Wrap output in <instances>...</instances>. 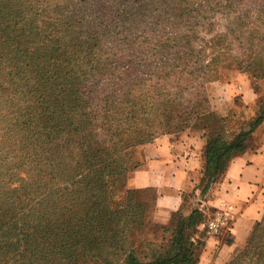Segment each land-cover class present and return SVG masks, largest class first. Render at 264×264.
<instances>
[{
  "label": "trees",
  "instance_id": "16d2710c",
  "mask_svg": "<svg viewBox=\"0 0 264 264\" xmlns=\"http://www.w3.org/2000/svg\"><path fill=\"white\" fill-rule=\"evenodd\" d=\"M235 1L216 0L213 6L221 8L215 10L209 8V0H181V28L174 32V26H161L153 39L146 35L139 45L147 46V58L136 59L116 74L114 89L96 87L98 81L88 77L89 82L80 87L81 82L71 83L70 76L71 86L64 91L65 82H60L54 95L42 86L47 81L37 73V65L50 66L45 60L47 44L56 29L61 30L58 24L71 29L70 24H62L68 10L63 4L51 5L50 0H29L28 11L0 12V63L10 58L15 66L26 68L20 70L26 75L15 72V82L12 74L8 78L0 74V264L199 263L207 235L200 228L210 218L200 208L189 216L178 212L169 225H161L170 238L165 235L160 245L149 241V254L142 257L131 245L133 235L151 225L146 217L155 195L149 198L143 195L148 190L128 188L126 176L142 166L139 149L162 135L187 132L201 123V133L191 132L205 140L201 196L235 157L254 150V134L264 123V103L239 131L224 129L226 116L210 108L207 91L218 68L216 62L206 63L202 53L207 43L221 46L222 55L232 45H224L221 33L206 42L199 36L207 26L201 20L211 10L232 15ZM259 1L264 10V0ZM27 22L40 28L35 34L41 33L40 41L26 34ZM42 22H47L45 29ZM11 24L16 25V34ZM236 29L239 36L246 34ZM101 66L107 65H92ZM107 71V67L102 71L104 79ZM149 74L181 83L175 89L159 82L147 84L144 78ZM60 93L70 95L72 102L58 98ZM64 115H68L65 121ZM20 159L25 160L22 168L31 180L12 187L9 182L16 172L12 168L21 164ZM45 161L59 170L55 175L53 168L51 182H37L31 169ZM54 175L62 180L60 184L52 182ZM226 264H264V218Z\"/></svg>",
  "mask_w": 264,
  "mask_h": 264
},
{
  "label": "rangeland",
  "instance_id": "374dc122",
  "mask_svg": "<svg viewBox=\"0 0 264 264\" xmlns=\"http://www.w3.org/2000/svg\"><path fill=\"white\" fill-rule=\"evenodd\" d=\"M209 1V8L213 7L215 10L221 8L213 6L216 0ZM28 3L29 0H0V12L5 9L28 11L32 9L27 5ZM50 3L51 5L61 4V6L63 4L66 7L68 12L63 13L65 22L62 24H70L71 28L67 29V27L58 24V28L61 30L56 29L55 37L47 44L45 60L50 63V66L37 65V73H42L43 78L47 81L46 85L42 86H46L47 90L50 89L48 92H52V95L58 90L56 86L62 85L60 82H65L63 90L66 91V87L69 88L75 80L81 82L80 87L92 79L94 82L98 81L96 87L108 86L114 89L115 86H118L114 79L116 74L130 67L136 59L147 58L146 55L149 52L147 46L139 45L141 41H144L146 35L153 39L158 33L156 30L161 26L168 28L170 25L174 26V32L178 27L181 28V0H50ZM215 10H211L204 21L201 20L207 26L202 29L199 36L206 42L214 34L221 33L224 35L222 38L224 45H232V49L222 55L218 52L221 46L215 47L213 42L207 43L202 53V58H206V63L214 64L216 62L214 65L218 68L213 80L207 86L210 108L216 113L223 112L225 114L224 129L231 133L239 131L245 122L255 116L264 103V10L259 0H236L232 3V15L229 16L216 14ZM228 10L230 11V8ZM238 16L241 17L239 20ZM0 24L2 23L0 22ZM24 26L27 30L26 34L28 33L30 37L40 41L41 33L35 35L39 33L40 28L31 27L30 22L25 23ZM41 26H43L42 29H45L47 22H42ZM147 26L149 28H145ZM238 27L246 32L244 36L241 34V37L239 36V30L236 31ZM9 28L16 34L15 24L9 25ZM170 32L171 30H169ZM46 33L51 34V31ZM0 37L2 38V36ZM6 50L8 51L7 47ZM9 52L16 53L11 47H9ZM237 60L244 62L241 63ZM36 61L38 63V59ZM95 62L107 65L108 71L105 79L102 76V71H106V67H92ZM249 64H252V67ZM24 69L26 68L23 65L15 66L10 58L0 63V74L7 78L9 74H12L14 82L16 81L15 72H18L19 75H26L20 71ZM31 73L33 71L28 72L27 75ZM57 76H59V81ZM70 76L71 83L67 80ZM146 78L145 83L147 84L159 82L174 89L178 83H181L175 79L165 81L164 78H159L158 74H149L144 79ZM5 84L11 86L12 83L6 81ZM52 87L56 89L52 90ZM58 98L72 102L70 95L65 97L60 93ZM52 102L55 104L54 101ZM64 116L65 121L68 115ZM195 127L187 132L201 133L203 124H198ZM257 131L259 132V128ZM257 131L251 145L254 150L259 148L263 138V135ZM181 133L173 135H181ZM139 152L138 159L143 165L144 150L139 149ZM20 160L21 164L12 168L16 171L15 177L9 182L12 187L17 186L20 182H27L28 179L31 180L28 178L27 169L22 168L25 160ZM35 166L31 169L34 172L32 179L37 182L49 181L53 168L56 169L55 175L59 170V167L48 164L46 161L37 163ZM133 171H130L126 176L128 188H130L128 181ZM55 175L52 182L60 184L62 180L57 179L59 176L55 177ZM222 176L217 179V182L221 181ZM3 178L8 180L10 177ZM143 195L151 198L153 192H144ZM146 219L151 221V225H148L144 232H136L131 239V245L138 248L142 257L150 252L146 247L149 241L160 245L164 243L165 235L167 239L170 238V234L163 232L161 224L154 222L152 200L149 203Z\"/></svg>",
  "mask_w": 264,
  "mask_h": 264
},
{
  "label": "crops",
  "instance_id": "0c3cea01",
  "mask_svg": "<svg viewBox=\"0 0 264 264\" xmlns=\"http://www.w3.org/2000/svg\"><path fill=\"white\" fill-rule=\"evenodd\" d=\"M256 150L235 157L221 181L214 182L201 196L205 165V140L197 134L162 135L144 147V164L129 178L131 189L153 192V218L169 225L178 212L189 216L196 208L209 216L224 204L237 207L238 214L230 228L218 235H206L198 264H226L248 242L258 221L264 218V124ZM201 230L203 227L201 225Z\"/></svg>",
  "mask_w": 264,
  "mask_h": 264
},
{
  "label": "built area",
  "instance_id": "2783aa9c",
  "mask_svg": "<svg viewBox=\"0 0 264 264\" xmlns=\"http://www.w3.org/2000/svg\"><path fill=\"white\" fill-rule=\"evenodd\" d=\"M238 214L237 207L231 203L218 208L210 218L202 224L208 235H218L228 230Z\"/></svg>",
  "mask_w": 264,
  "mask_h": 264
}]
</instances>
